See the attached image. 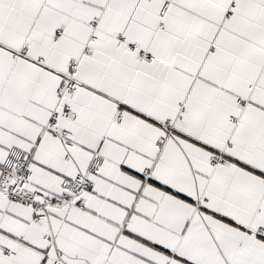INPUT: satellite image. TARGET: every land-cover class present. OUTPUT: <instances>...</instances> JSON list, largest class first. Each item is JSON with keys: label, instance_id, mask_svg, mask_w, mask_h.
Returning <instances> with one entry per match:
<instances>
[{"label": "snow or ice", "instance_id": "snow-or-ice-1", "mask_svg": "<svg viewBox=\"0 0 264 264\" xmlns=\"http://www.w3.org/2000/svg\"><path fill=\"white\" fill-rule=\"evenodd\" d=\"M0 264H264V0H0Z\"/></svg>", "mask_w": 264, "mask_h": 264}]
</instances>
